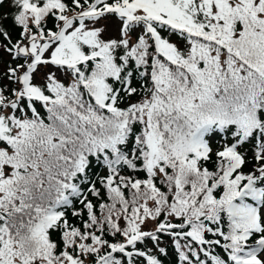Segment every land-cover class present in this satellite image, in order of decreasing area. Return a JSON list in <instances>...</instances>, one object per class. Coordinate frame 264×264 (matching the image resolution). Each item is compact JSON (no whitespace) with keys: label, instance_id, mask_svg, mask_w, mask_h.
Returning a JSON list of instances; mask_svg holds the SVG:
<instances>
[{"label":"snow or ice","instance_id":"6c2138e0","mask_svg":"<svg viewBox=\"0 0 264 264\" xmlns=\"http://www.w3.org/2000/svg\"><path fill=\"white\" fill-rule=\"evenodd\" d=\"M0 264H264V0H0Z\"/></svg>","mask_w":264,"mask_h":264}]
</instances>
